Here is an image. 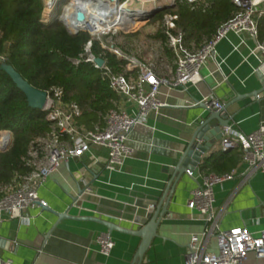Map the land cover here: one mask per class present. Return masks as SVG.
<instances>
[{
	"label": "crops",
	"instance_id": "0c3cea01",
	"mask_svg": "<svg viewBox=\"0 0 264 264\" xmlns=\"http://www.w3.org/2000/svg\"><path fill=\"white\" fill-rule=\"evenodd\" d=\"M259 8L264 10V1ZM255 45L248 32H229L216 46L220 66L209 60L201 69L199 83L191 84L188 90L162 86L159 98L168 105L151 111L145 122L131 130L127 143L133 153L120 171L106 169L108 152L98 145L64 163L38 192L55 212L68 217L59 219L55 212L36 206L27 210L31 215L28 224L17 219L0 220V256L13 264H132L141 236L121 229L111 231L104 222L138 230L166 196L162 207L168 201V212L141 264H184L191 234L205 226L199 212L187 203L191 191L202 182L201 175L216 173L204 167L210 157L224 163L225 171L220 174L234 175L214 188V207L223 212L221 229L245 226L255 233L263 230L264 168L244 179L240 174L247 163L242 151L222 152L221 139L201 157L194 169L196 179L183 173L173 191L171 185L166 193L173 169L200 121L211 111L202 104L189 103L205 96L218 98L225 104L223 115L230 118V125L244 134L264 122V90L257 72L264 71V64L252 53ZM171 70L174 72L175 63H171ZM257 90L261 91L255 95ZM115 106L131 114L137 110L121 95ZM210 125L215 128L218 120L213 119ZM85 179L90 186L80 195L78 183L84 186ZM102 231H110L115 242L110 256L101 254L96 242ZM210 249H217L215 237ZM246 264H264V258L250 253Z\"/></svg>",
	"mask_w": 264,
	"mask_h": 264
},
{
	"label": "built area",
	"instance_id": "2783aa9c",
	"mask_svg": "<svg viewBox=\"0 0 264 264\" xmlns=\"http://www.w3.org/2000/svg\"><path fill=\"white\" fill-rule=\"evenodd\" d=\"M129 0H45L42 21L50 23L61 21L71 34L86 31L91 38L85 43L83 52L72 63L79 65L82 62L92 64L99 69L103 80L126 101L137 106L132 114L125 108L114 106L105 117V124H95L88 128L80 124L78 119L82 115V108L77 102L65 101L64 90L53 86L46 90L47 96L43 106L45 117L50 121L51 129L33 138L26 154L22 157L24 166L29 171L24 175H17L11 182L0 185V220L17 219L28 224L31 215L29 208L47 206L46 200L39 196V188L44 185L51 175L71 158L81 157L90 150L92 145L105 147L108 152L106 169L120 171L127 158L132 156L133 149L127 140L131 130L146 121L151 111L168 105L159 98L162 86L169 89L188 87L202 80L201 69L214 59L216 62V46L229 32H248L255 39L256 45L252 53L264 64V38L260 39L256 16L264 10L259 5L264 0H233L241 9L233 18L224 22L217 33L207 40L199 49L191 51L184 45V32L178 23L179 15L176 12H165L160 27H163L167 36L169 47L175 54V70L172 72L171 63L164 52L163 44L153 38V34L146 37L143 45L146 49H130L135 47L130 36L136 32L139 23L146 24L153 17H148L150 9H145L148 0H135L141 2L140 8H130ZM154 7L167 6L166 9H176L178 0H149ZM192 4H200L204 0H187ZM52 3V4H51ZM89 5L93 11L103 17L113 15L121 17L123 25L113 26L109 29H93L88 26L89 11L81 5ZM165 9V10H166ZM124 11L125 13H121ZM78 12L85 14L84 20H79ZM101 21V22H100ZM158 28H156L157 30ZM95 42L115 54L118 59L125 61L123 70L116 71L106 58L94 51ZM102 58L104 62L99 65L96 60ZM4 61L5 56L0 55ZM218 66L220 63L217 62ZM257 72L264 71L258 69ZM204 105L211 111H224L225 104L213 96H205L188 105ZM187 105V106H188ZM13 140L10 130H0V151L7 150ZM220 150L229 152L240 150L247 167L240 174L249 179L264 168V122L249 134L240 132L233 125L223 128L220 140ZM187 174L195 176L194 169H188ZM202 182L191 191L188 207L197 210L205 226L201 232L192 233L187 247L184 264H246L250 253L264 258V229L259 233L252 232L245 226H235L221 229L223 212L214 207V188L224 180L234 177L231 173L218 174L209 172L202 174ZM85 184L88 180H84ZM217 240V249H210L212 238ZM99 251L110 256L115 242L110 231H102L96 237ZM0 264H13L12 260L0 256Z\"/></svg>",
	"mask_w": 264,
	"mask_h": 264
},
{
	"label": "trees",
	"instance_id": "16d2710c",
	"mask_svg": "<svg viewBox=\"0 0 264 264\" xmlns=\"http://www.w3.org/2000/svg\"><path fill=\"white\" fill-rule=\"evenodd\" d=\"M44 8L45 0H0V55L5 56L4 61L0 60V130H10L13 136L10 147L0 151V185L11 182L16 174L24 175L29 171L22 157L31 140L47 133L52 124L42 109L29 105L27 96L5 66H12L40 90L53 86L63 88L64 100L80 105L82 115L78 121L88 128L97 123L103 126L107 113L119 100L99 69L87 62L75 65L71 61L83 52L91 35L86 31L71 34L58 20L43 22ZM240 10L233 0H204L200 4L178 0L176 9L160 11L152 21H161L168 11L178 13L184 45L196 51ZM256 18L263 38L264 14ZM153 38L163 44L166 56L174 65L175 54L162 26ZM94 51L106 58L114 70H123L125 61L103 49L99 42H95ZM214 158H208L204 167L220 174L225 171L224 163Z\"/></svg>",
	"mask_w": 264,
	"mask_h": 264
},
{
	"label": "water",
	"instance_id": "95a60500",
	"mask_svg": "<svg viewBox=\"0 0 264 264\" xmlns=\"http://www.w3.org/2000/svg\"><path fill=\"white\" fill-rule=\"evenodd\" d=\"M167 6H158L156 8L151 9L147 16L153 17L160 11H164ZM77 17L79 20L85 19V14L83 12H78ZM96 62L101 65L104 60L102 58H97ZM6 71L9 73L13 81L17 84V86L25 93L27 96L28 103L33 108L43 109V106L46 101L47 92L45 90H40L34 86H32L27 80H25L20 73H18L12 66L7 65L5 66ZM258 76L262 80L263 86L262 90H264V74L262 72L258 73ZM261 90H257L253 92L255 95ZM213 119L218 120V125L215 128H212L210 122ZM230 125V118L223 115V111H210L209 115L206 116L203 120L200 121L199 125L197 126L192 139L187 144L179 162L175 166L172 172V177L168 183V187L166 193L168 192L170 186L172 185L171 192L176 185V182L179 180L180 176L183 173H187L188 169H195L198 166L199 162L201 161V157L204 153L208 150L212 149L214 143L222 138L223 135V128L225 126ZM201 140H204L205 143H202ZM90 183L81 186L78 183L79 187V194L83 195L87 192ZM166 195V194H165ZM159 202L157 209L152 213L149 220L138 230H124L123 228L117 227L114 224L105 221L104 223L109 227L112 231L113 229H121L122 231H127L132 234H136L141 236L142 241L138 247L136 252L134 261L132 264H141L143 261L145 252L149 248L153 238L158 235V227L164 218L165 214L168 212V201L165 202L164 206L162 207L163 201ZM169 200V199H168ZM43 209H48L50 211L55 212L49 205L45 206ZM59 219L68 217L65 213L55 212Z\"/></svg>",
	"mask_w": 264,
	"mask_h": 264
},
{
	"label": "rangeland",
	"instance_id": "374dc122",
	"mask_svg": "<svg viewBox=\"0 0 264 264\" xmlns=\"http://www.w3.org/2000/svg\"><path fill=\"white\" fill-rule=\"evenodd\" d=\"M128 6L130 8L136 9V8H140L141 2L139 1H135V0H129L128 1ZM145 9H153L154 5L148 0L145 4ZM157 22H161V21H157ZM159 26V23H156V21H152V19H150V21L146 24L143 23H139L136 27V32H134V34H132L130 37V40L133 42L135 40V47L130 48L133 52L134 49H136V53H138V49H146V45H143V42H145L146 37L148 35H151L153 33V31L155 30L156 32V28H159L157 26Z\"/></svg>",
	"mask_w": 264,
	"mask_h": 264
},
{
	"label": "bare ground",
	"instance_id": "6f19581e",
	"mask_svg": "<svg viewBox=\"0 0 264 264\" xmlns=\"http://www.w3.org/2000/svg\"><path fill=\"white\" fill-rule=\"evenodd\" d=\"M52 4V3H51ZM81 5H86L85 3H81ZM85 9H87L89 11V20L90 23L88 24L89 27L96 29V27H98L97 29H109L113 26H120L123 25L122 21H121V17H117L113 16L112 14L109 15L110 17H103L104 18V22L98 23L99 22V17L100 15L98 13H96L95 11L92 10V8L87 5V7H84ZM146 8V7H145ZM121 13H125L124 11H122Z\"/></svg>",
	"mask_w": 264,
	"mask_h": 264
},
{
	"label": "clouds",
	"instance_id": "9594fccd",
	"mask_svg": "<svg viewBox=\"0 0 264 264\" xmlns=\"http://www.w3.org/2000/svg\"><path fill=\"white\" fill-rule=\"evenodd\" d=\"M83 7H87V5H83Z\"/></svg>",
	"mask_w": 264,
	"mask_h": 264
}]
</instances>
